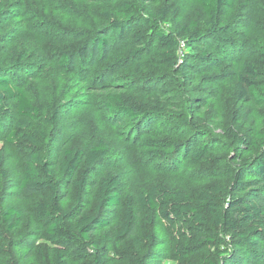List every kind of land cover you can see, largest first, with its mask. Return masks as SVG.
Returning a JSON list of instances; mask_svg holds the SVG:
<instances>
[{
  "label": "rangeland",
  "instance_id": "rangeland-1",
  "mask_svg": "<svg viewBox=\"0 0 264 264\" xmlns=\"http://www.w3.org/2000/svg\"><path fill=\"white\" fill-rule=\"evenodd\" d=\"M232 2L224 9L222 23L212 29L192 0H2L0 66L40 109L38 120L28 131L35 136V145L20 136L14 142L6 139L15 130L14 101L9 102L14 117L0 122V211L13 206L24 212L19 225L7 233L13 243L0 240V246L18 264H38L36 251H45L48 246L44 229L49 222L38 220L33 212V205L47 191L18 188L21 159L31 151L53 163L67 147L76 145L86 151L100 139L108 141L109 153L89 169L81 200L76 201V189L67 190L60 202L65 209L92 208L93 186L106 174L114 175L124 196L130 197L159 182L196 199L210 184L232 185L236 174L242 175L244 191L253 183L257 186V179L264 180L254 174V167L242 168L245 161L256 156L264 160V151L255 144V134L264 128V99L257 106L238 102L231 95L242 61L255 66L264 84V0ZM121 4L128 5L136 17L128 22L123 39L117 40L110 33L104 49L96 50L97 38L108 30V24L124 21L126 13L121 8L127 6ZM160 11L158 18L148 16ZM190 21L199 27L204 54L210 56L207 61L200 59V53L194 54L180 37V27ZM152 24L157 25L156 31L178 39L179 46L171 51L170 59L161 55L166 51L157 45ZM217 32L223 39L209 38V33ZM144 41L145 50L130 57ZM21 54L25 60L17 67ZM64 56L67 63L61 65ZM111 92L135 95L149 105H165V114L139 121L110 114L104 102ZM55 112L58 122L52 125L46 120ZM183 123L205 128L208 136ZM237 126V138L244 140L239 144L231 137ZM168 137L176 138L181 147L167 157H144L140 153L144 138ZM203 142L207 144L205 157L192 161L191 150ZM234 192L231 187L219 196V202L226 207ZM197 207L206 215L202 204ZM130 211L136 219L140 247H134L129 239L113 241L106 250L107 264H133L137 256H141L142 264H200L204 258L218 264H264L262 239L253 250L233 248L219 230L184 221H162L156 213L148 221L147 213L134 202ZM125 213L124 204L109 208L106 229L113 234ZM5 231L0 224V234ZM218 233L229 247L222 243L199 247L191 242L203 234L217 240ZM93 236L99 237L100 232ZM226 248L231 254L232 248L238 252L235 260L223 255ZM5 260L1 253L0 262Z\"/></svg>",
  "mask_w": 264,
  "mask_h": 264
},
{
  "label": "trees",
  "instance_id": "trees-1",
  "mask_svg": "<svg viewBox=\"0 0 264 264\" xmlns=\"http://www.w3.org/2000/svg\"><path fill=\"white\" fill-rule=\"evenodd\" d=\"M113 2L114 0H108ZM202 10L206 22L205 24L216 29L222 23L225 7H230L233 0H192ZM2 0H0V15L2 14ZM125 11L124 21H111L106 27L108 30L97 38L96 50L102 51L107 44L109 34L115 39H123L128 22L136 16L132 15L131 8L126 4H121ZM159 13H148L150 18H158ZM160 16L163 15L160 14ZM153 21V20H152ZM154 30L157 45L164 47L161 55L165 60L171 58V51L179 46L177 38H173L169 33H162L157 30V25H151ZM180 37L187 43L194 54L200 53V59L207 61L210 56L205 55V44L202 35L199 34V27L196 22L190 21L180 27ZM209 38H220L219 32L209 33ZM138 41L139 36H135ZM264 42V36L262 37ZM118 45V42L116 43ZM146 42L138 50L130 52V57H135L140 51L145 50ZM24 54L19 55L15 66L19 67L23 61ZM25 60V58H24ZM59 63L65 65L67 57L60 59ZM176 63H174L175 65ZM187 76H184V78ZM231 95L234 100L250 105H261L264 99V84L259 79L255 66L246 61L238 63L234 82L231 88ZM14 101L15 110V130L8 133L6 139L14 142L18 136L22 137L32 145L36 144V138L30 131L33 123L38 120L40 109L34 105L25 91L18 84H14L8 72L0 66V122L12 119L13 110L9 107V102ZM104 105L107 111L113 115H122L131 120L139 121L158 118L165 114V105H149L140 100L135 95L123 92H111L106 94ZM54 125L58 122L55 112L46 120ZM183 125L193 128L195 132L208 136V130L199 128L191 123ZM239 126L233 130L231 135L237 143H242L243 138L238 137ZM255 144L257 148L264 151V128L255 134ZM180 143L176 138L168 137L162 139L144 138L140 145V153L144 157H167L178 148ZM207 152L206 142L194 146L190 152L192 161H201ZM109 153V143L105 139H100L96 145L86 151L79 146L73 145L65 148L61 155L56 157L53 163L44 159L39 153L31 151L26 153L21 159V176L18 182L20 190H45L47 193L40 201L33 205V212L38 220H48L44 229L48 246L45 251H36L38 264H107L108 254L106 250L113 241L124 242L130 240L136 248L140 247L139 238L136 235V219L130 211V205L135 203L136 207L147 213V220L151 219V214L156 213L158 218L166 222H188L199 227L219 230L223 236L228 237L233 248L243 247L253 250L258 246V240H264V180H256L257 186L249 187L247 191L242 188V175H234L232 185L214 183L207 186L206 190L198 192L196 199L181 190H173L165 184L159 182L152 184L145 191L139 192L135 197L124 196L120 181L112 174H106L100 178L93 188V207L89 210H79L78 208L65 209L61 206V200L66 196L67 190L74 188L77 192L76 201L81 200V193L88 185V172L95 164L99 163ZM0 157V167H1ZM84 166V169H82ZM254 167V174L264 179V160L261 156H256L252 161H245L242 168ZM77 177V178H76ZM233 187L234 193L228 199L226 207L219 201L220 195H225ZM125 206L126 213L122 222L114 229L113 234L106 228L109 222L106 212L109 208L119 205ZM202 204L206 215H203L197 205ZM23 211L9 206L0 211V224L6 231L0 234V240L13 243L8 236V232L17 227L22 219ZM205 216V217H204ZM146 231L145 228H143ZM99 231L100 236L93 235ZM149 236V235H148ZM203 234L199 238L192 239L194 246L203 247L218 243L226 244L219 236ZM20 240H24L20 236ZM17 239V240H19ZM227 245V244H226ZM229 247V245H227ZM224 249L223 255L233 256L235 260V249ZM6 255L4 263L18 264L8 250L0 246V254ZM133 264H142L141 256L133 260ZM200 264H218L211 262L208 258L201 260Z\"/></svg>",
  "mask_w": 264,
  "mask_h": 264
}]
</instances>
